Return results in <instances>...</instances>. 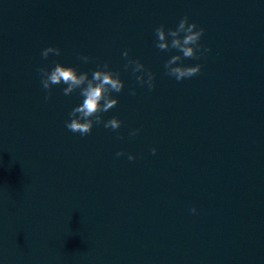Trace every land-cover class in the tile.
Returning <instances> with one entry per match:
<instances>
[{"label":"water","instance_id":"95a60500","mask_svg":"<svg viewBox=\"0 0 264 264\" xmlns=\"http://www.w3.org/2000/svg\"><path fill=\"white\" fill-rule=\"evenodd\" d=\"M184 16L211 51L178 82L155 29ZM56 63L120 73L118 130L65 127L83 97L45 100ZM0 264H264V0H0Z\"/></svg>","mask_w":264,"mask_h":264},{"label":"clouds","instance_id":"9594fccd","mask_svg":"<svg viewBox=\"0 0 264 264\" xmlns=\"http://www.w3.org/2000/svg\"><path fill=\"white\" fill-rule=\"evenodd\" d=\"M203 33L204 29L198 28L195 22L189 23L188 16L181 18L174 29L166 30L164 25H160L155 29L156 47L159 50L171 51L175 49L182 53V55H172L165 62L164 68L167 76L174 77L176 81L180 82L201 73L202 65H184L183 60L186 58L200 59L211 51L210 48L200 43ZM50 54L59 56L61 49L48 46L41 53L43 58H47ZM122 55L127 60L124 65L125 70L131 67L133 75L141 73V75L136 76L137 82L141 86L146 84L149 91L153 90L155 88V74L147 69L139 59L130 58L128 49L124 50ZM79 59L88 63L91 58L80 55ZM37 71L41 77L42 88L47 92L45 100L51 99V88L53 85H66L63 88V94L66 96L79 89V94L83 97V100L69 113L70 119L65 122V127L69 131L79 133L81 136H87L92 132L94 124L103 123L106 129L113 131L121 127L122 121L117 117L104 121L102 116L103 113L108 112L118 104V99L113 98L112 93H119L125 87L124 81L120 78V73L111 70L107 63L99 65L92 72L91 78H89L87 72H78L77 68L65 66L61 63H56L51 70L41 67ZM145 76L147 79H145ZM130 94L135 95V89H132ZM139 131L140 129H134L129 135L136 136ZM156 151V148L151 149L153 155H155ZM123 155H125L123 150L116 153L117 157ZM127 158L130 161L136 159L132 154H128ZM191 211L195 213L196 209L192 208Z\"/></svg>","mask_w":264,"mask_h":264}]
</instances>
